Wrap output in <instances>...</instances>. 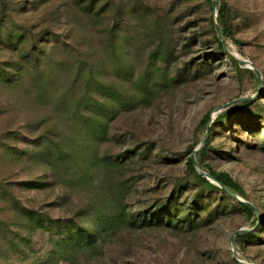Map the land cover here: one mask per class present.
Instances as JSON below:
<instances>
[{
	"label": "rangeland",
	"instance_id": "rangeland-1",
	"mask_svg": "<svg viewBox=\"0 0 264 264\" xmlns=\"http://www.w3.org/2000/svg\"><path fill=\"white\" fill-rule=\"evenodd\" d=\"M207 113L195 158L236 197L186 167ZM239 261L264 264V0H0V264Z\"/></svg>",
	"mask_w": 264,
	"mask_h": 264
},
{
	"label": "trees",
	"instance_id": "trees-1",
	"mask_svg": "<svg viewBox=\"0 0 264 264\" xmlns=\"http://www.w3.org/2000/svg\"><path fill=\"white\" fill-rule=\"evenodd\" d=\"M211 1V0H210ZM211 20H212V31H213V35L215 37V40L217 42V46L218 48L231 60L233 61L238 67H240V65L242 63L239 62V60L234 57L233 55H231L228 51H226L225 49V45L222 44L220 38L218 37L216 30H215V24H218L221 30V34L223 36V39L226 37H229L232 33V26L230 21L228 20V7L225 3L220 4L219 8H218V21L217 23H215L213 21V16H211ZM251 101H242L239 104L234 103L231 105V107L227 110H225L224 112L218 114L213 123L214 122H218L219 120L223 119V118H228L229 116H232L234 114H237L241 111L242 106L241 105H248L250 104ZM208 120V113L205 114L202 117V121H206L207 123ZM209 142V139L207 140L206 144L203 146V148L197 152L200 153V155L202 156L205 151L207 150V143ZM193 150V149H192ZM196 154V153H195ZM195 156V155H194ZM197 160V159H196ZM199 164V167L202 171L207 170L205 172H207L208 174H210L213 178V180L221 183L223 186H225L227 188L228 191L224 190L222 187H219L216 183L212 182V179H208L206 178L204 175H202L201 173H199L196 169L195 163L193 162V160L191 159V156H187L185 163H186V167L193 173L194 178L207 185L208 187L212 188V189H218L222 192L228 193L229 195H231L230 193H233L235 195L237 194H241L242 188L238 185V183L236 181H234L232 179V177H230V175L228 173H226L225 171H218L215 170L213 167H211L208 164H202L201 162L197 161ZM205 166V169H204ZM232 196V195H231ZM240 206L246 210L248 212V214L253 215L254 214V209L252 207H250L249 205H247L245 202H239ZM250 232H244V233H240L239 236H246L249 235ZM245 264V263H244Z\"/></svg>",
	"mask_w": 264,
	"mask_h": 264
},
{
	"label": "water",
	"instance_id": "water-1",
	"mask_svg": "<svg viewBox=\"0 0 264 264\" xmlns=\"http://www.w3.org/2000/svg\"><path fill=\"white\" fill-rule=\"evenodd\" d=\"M216 6H217V0H211V9H212L213 11L216 10ZM215 30H216V33H217L218 37L220 38L222 44H224V39H223V36H222V34H221V30H220V27H219L218 24H215ZM239 62H240V63H247V64H250L249 61L244 60V59H239ZM250 65H251V64H250ZM251 67L253 68V70L255 71V74H256V76H257V79H258V90H259L260 83H261V76H260V73H259L258 69L255 68L253 65H251ZM252 98H253V96L239 97V98H236V99H233V100L229 101V102H228L227 104H225V105H230V104H234V103H238V102H242V101H249V100H251ZM225 105H224V106H225ZM210 122H211V118L209 117L208 120H207V125H206V133H205L203 139L201 140L199 147L193 149V150H192V153H191L190 156H191V159L193 160V162L195 163V166H196L197 171H198L199 173H201L202 175H204L206 178H208V179H212V180H213V178H212V176H211L210 174H208L207 172L202 171V170L200 169L199 164H198V162H197V160H196V158H195V156H194L195 153L199 152V151L203 148V146H204L205 140H206V138H207L208 128H209V123H210ZM212 182L216 183L219 187H222L224 190L228 191L227 188H226L225 186H223L221 183H219V182H217V181H215V180H213ZM230 194H231L232 196L236 197L235 194H233V193H230ZM241 201H242V202H245L247 205H249L250 207H252V208L255 210V207H254L251 203H249V202H247V201H243V200H241ZM243 230H244V229H238L237 231H235V232L231 235V243H232V245H233V243H234V239H233L234 236H233V235L236 234V233L243 232ZM234 256H235V255H234ZM239 262H240V263H244V262H242V261H239Z\"/></svg>",
	"mask_w": 264,
	"mask_h": 264
}]
</instances>
